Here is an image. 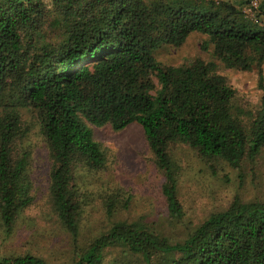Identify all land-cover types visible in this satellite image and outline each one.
<instances>
[{"label":"trees","instance_id":"obj_1","mask_svg":"<svg viewBox=\"0 0 264 264\" xmlns=\"http://www.w3.org/2000/svg\"><path fill=\"white\" fill-rule=\"evenodd\" d=\"M250 1L51 0V17L46 0H0V221L12 233L34 203L28 137L37 126L51 163L47 203L75 244L61 263L27 252L1 254L0 264H112L106 253L117 247L144 264H264V199L235 198L177 239L113 219L132 200L118 187L101 193L109 226L80 240L93 193L78 182V169L99 171L107 162L92 125H141L176 221L184 216L177 145L238 171L256 165L264 149V0L257 18L243 11ZM46 24L56 31L52 41L43 39ZM195 31L207 35L203 48L212 44L225 67L258 69L259 105H242L213 59L172 65L156 58Z\"/></svg>","mask_w":264,"mask_h":264},{"label":"rangeland","instance_id":"obj_2","mask_svg":"<svg viewBox=\"0 0 264 264\" xmlns=\"http://www.w3.org/2000/svg\"><path fill=\"white\" fill-rule=\"evenodd\" d=\"M46 1L52 17L57 13L56 8L51 0ZM231 1L237 3V0ZM249 5L244 4L243 9L250 11ZM257 14L255 9L247 15L252 18ZM258 19L264 22V16ZM44 29L43 39L52 41L56 31L49 24ZM207 38L202 32H192L180 46H162L155 52L156 58L172 65L189 63L197 58L217 61L219 72L238 90L241 104L249 109L255 108L262 97L258 86V69L248 71L225 67L213 56L212 44L207 50L203 48ZM262 69L264 74V63ZM92 128L95 138L106 150L107 162L99 171L84 167L78 169V182L93 193L91 202L84 208L80 238L83 242L109 226L111 220L107 216L101 193L118 187L124 189L126 196L129 193L132 200L129 207L121 209L113 219L143 222L177 239H182L211 213L226 209L235 198L246 201L264 199V149L254 167L246 164L238 171L223 160L205 159L195 149L179 144L174 149V157L179 167V198L184 216L179 221L172 220L162 193L165 178L141 125L134 123L123 130H115L110 124L92 125ZM28 145L33 149L35 200L21 212L12 233L9 234L0 221V255L30 252L52 263H61L71 259L75 244L71 234L61 225L47 203L51 163L48 147L37 126L33 127L28 137ZM106 259L112 264H144L138 256L125 254L119 247L109 249Z\"/></svg>","mask_w":264,"mask_h":264},{"label":"built area","instance_id":"obj_3","mask_svg":"<svg viewBox=\"0 0 264 264\" xmlns=\"http://www.w3.org/2000/svg\"><path fill=\"white\" fill-rule=\"evenodd\" d=\"M250 11H252L253 12V10H255L256 9V7L258 6V1L257 0H252V2H250ZM244 11L247 13V14H249L250 13V11H248L247 9H244ZM252 18H254V17H252Z\"/></svg>","mask_w":264,"mask_h":264}]
</instances>
